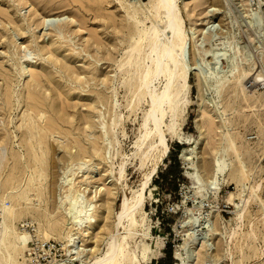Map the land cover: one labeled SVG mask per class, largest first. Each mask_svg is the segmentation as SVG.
I'll use <instances>...</instances> for the list:
<instances>
[{
  "label": "rangeland",
  "instance_id": "1",
  "mask_svg": "<svg viewBox=\"0 0 264 264\" xmlns=\"http://www.w3.org/2000/svg\"><path fill=\"white\" fill-rule=\"evenodd\" d=\"M152 1L0 0V217L18 235L23 223H33L40 237L64 247L61 263L81 264L62 238L69 229L66 176L84 189L83 202L96 204L94 230L81 243L100 256L123 199L152 175L131 242L141 264H214L204 249L191 253L214 226L223 233L211 239L220 244L217 264H264V1L253 9L249 0H178L190 43L187 65L196 68L175 134L166 131L168 156L141 167L136 143L148 104L137 107L136 76L131 88L120 65L131 31L142 28V15L127 13L144 12ZM257 74L262 79L249 86ZM190 148L192 160H182ZM216 161L223 171L211 186ZM259 183V198L230 242L242 201ZM19 257L23 263L24 252Z\"/></svg>",
  "mask_w": 264,
  "mask_h": 264
},
{
  "label": "bare ground",
  "instance_id": "2",
  "mask_svg": "<svg viewBox=\"0 0 264 264\" xmlns=\"http://www.w3.org/2000/svg\"><path fill=\"white\" fill-rule=\"evenodd\" d=\"M260 12L257 11L252 14L258 16ZM127 14L131 18L137 14L142 15V20L137 21L138 24L142 25V28L137 26L136 31H131L130 38H132V43L127 46L125 64L120 65V68H123L122 72L129 74L128 84L131 88L134 76H136L133 94L137 100V107L144 102L148 104V109L142 121L141 135L136 143V156H138L140 166L145 167L149 163L154 164L158 160L162 161L168 156L169 147L166 131L172 135L175 134L176 114L179 106L185 105L187 102L184 99V95L188 87L189 73L192 71L191 69L196 67L190 68L187 65L186 53L189 54L190 43L183 29V19L181 10L178 7V0H153L150 6L144 5V12H140L139 9H132V14ZM247 14L249 15V13ZM255 19H257L256 16ZM256 22H259V20ZM221 54L225 53L222 52ZM214 60L219 61L218 57H215ZM31 76L35 85V80H39L38 74L33 70ZM260 79H262V76L257 74L248 81V85L252 86L257 81L259 82ZM222 81H224L223 76L218 79V82ZM29 95L34 100L35 92H30ZM37 110V116L42 119L44 112ZM168 118H170L169 123H167ZM226 138L232 142V138L228 133H226ZM94 145H97V142H94ZM93 148H95L94 151L97 154L96 146ZM194 151L195 148L184 149L181 152V159L184 161L192 160ZM2 152L0 147V154ZM222 171L219 161H216L212 175L207 183L211 186L217 185V178ZM124 172L125 164L120 172L122 177ZM151 178L152 175L148 176L141 189L134 191L130 199H123L121 208L114 219L112 230L108 233L106 250L99 256L96 254L98 249L93 247L86 248L81 243L82 238L86 237L91 230H94V224L97 222L96 204L94 205L92 201L87 199L83 202L84 192L82 193V191L84 189L81 190L80 187L75 188L72 186L74 176L71 178L66 176L67 184L66 188H63L65 193L62 203L68 205L66 217L69 229L62 233V238L68 242L65 248H71L69 250L70 254L72 256L76 255V258L80 259L81 264H141L137 254L131 249V242L136 236L133 229L139 224L137 214L141 211L145 189L148 187ZM196 179L203 182L205 178L199 174ZM261 184L251 186L249 197L242 201V208L245 207L236 218V225L231 227V233L227 236L230 242L241 234L244 212L252 199L256 200L259 198L258 190H260ZM106 192L107 195L111 194L110 189H107ZM94 198H97V192L94 193ZM106 212L110 213L109 207ZM7 213L11 214V212ZM253 227L249 236L255 238ZM216 229L217 227L214 226L209 230L205 237L199 239L197 247L191 250V253L195 254L199 252V248L204 249L206 261L210 260L214 264H217V248L220 244L211 239L214 236L223 237V233L218 232ZM121 230L123 232H120ZM27 238L26 234L18 235L15 228L6 222L4 216H1L0 260L6 262V264H23L18 262V258L25 252ZM75 240H79V244L78 242L75 244ZM195 240V238L191 239V243L194 244ZM208 246L210 247L208 248ZM257 249L259 250V248ZM90 254L93 257H89ZM175 257L183 259L178 253ZM194 264H198V262Z\"/></svg>",
  "mask_w": 264,
  "mask_h": 264
},
{
  "label": "built area",
  "instance_id": "3",
  "mask_svg": "<svg viewBox=\"0 0 264 264\" xmlns=\"http://www.w3.org/2000/svg\"><path fill=\"white\" fill-rule=\"evenodd\" d=\"M264 0H249V6L257 9ZM232 205H223V212L226 216L231 215ZM21 234L28 236L26 240V249L24 252V264H63L62 260L63 246L51 239L40 237L33 223H23L20 227Z\"/></svg>",
  "mask_w": 264,
  "mask_h": 264
},
{
  "label": "trees",
  "instance_id": "4",
  "mask_svg": "<svg viewBox=\"0 0 264 264\" xmlns=\"http://www.w3.org/2000/svg\"><path fill=\"white\" fill-rule=\"evenodd\" d=\"M175 165H177V167L179 166L178 161H175ZM169 247H170V245H169ZM159 264H161V263L159 262Z\"/></svg>",
  "mask_w": 264,
  "mask_h": 264
}]
</instances>
